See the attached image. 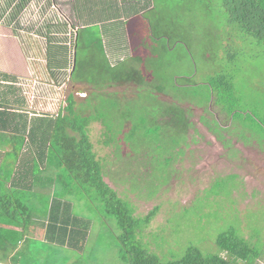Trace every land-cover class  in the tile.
<instances>
[{
	"label": "rangeland",
	"instance_id": "1",
	"mask_svg": "<svg viewBox=\"0 0 264 264\" xmlns=\"http://www.w3.org/2000/svg\"><path fill=\"white\" fill-rule=\"evenodd\" d=\"M130 1L128 23L110 15L104 23L81 28L57 0H31L6 27L23 33L28 50L33 46L41 59L46 23L80 28L67 92L81 104L82 115L109 127L104 138L112 143L107 146L102 125L88 127L109 186L134 208L136 218L157 208L149 225L138 226V244L162 262L179 260L193 247L235 264H264V167H256L253 155L244 156L231 141L225 143V158L239 162L238 167L235 161L226 167L191 150L203 110L201 123L264 157V46L229 22L222 0ZM35 27L39 38L33 40ZM145 51V60H139ZM218 75L229 80L231 97L214 93L211 81ZM198 153L210 167L196 162ZM51 173L62 180L55 183L54 194L41 192L28 202L35 220L43 219L48 198L63 194L72 213L90 221V233L82 252L36 241L35 259L27 264H128L116 219L94 192L63 168L53 167ZM229 230L256 257L242 261L220 249L217 239Z\"/></svg>",
	"mask_w": 264,
	"mask_h": 264
},
{
	"label": "trees",
	"instance_id": "2",
	"mask_svg": "<svg viewBox=\"0 0 264 264\" xmlns=\"http://www.w3.org/2000/svg\"><path fill=\"white\" fill-rule=\"evenodd\" d=\"M30 1L4 0L3 5H0V21L2 22L3 17L8 15L9 17H6L4 23L11 25L17 14ZM115 1L108 0L107 3L110 6L108 12L111 16H114L112 14L114 7L112 6L117 3ZM222 6L231 24H235L245 37H251L257 44L264 46V0H222ZM131 12L128 13L125 23H128L132 17ZM51 22L46 23L42 28L45 30L44 36L46 38L44 43V71L49 78L55 81L64 80L69 83L75 62L80 28L73 27L74 32H70V30H66L63 23ZM127 31L128 37L131 38L133 32L130 28H127ZM12 32L18 38L24 55L27 57L30 46L28 47L26 43V37L17 35L14 28ZM143 54L144 57L143 55L137 57L141 61L145 60L147 52L145 51ZM211 82V87H213L214 93L216 92L217 98L232 96L231 85L224 75L215 76ZM126 83L129 82L124 81L122 85ZM80 108L81 104L76 105L73 96L69 94L56 117L42 116L33 117L31 120L23 119L22 131L27 137L28 143L32 145V151L39 164L37 170L26 171L24 158L22 160L24 165L22 175L27 173L32 177L40 175V168L44 166V162L49 160L55 169L63 168L69 177L81 187L93 191V198L101 201L106 213L116 219L120 230L117 240L120 244L122 258L128 264H235L218 255L205 256L200 250L193 247L189 248L179 260L162 262L156 255L149 253L137 243L138 226L140 224L149 225L156 215L157 208H153L147 214L136 218L138 216L135 215L134 208L128 206L118 193L109 186L103 173V161L96 155L88 128L92 122H98L104 128V138L109 127L103 125L97 118L94 119L86 114L82 115L83 112H80ZM220 109L224 111L223 108L220 107ZM224 112L230 114L232 110L225 109ZM111 143L110 138L102 140V144L106 146L111 145ZM58 180H62L60 175L54 177L55 183ZM0 203V261L9 260L12 264H20L19 254L16 252L14 255L13 253L25 240L27 226L34 219L33 211L25 200L15 198L10 192L0 195ZM4 226H13L20 230L8 229ZM89 226L90 221L88 219L72 213L71 204L64 200L63 194L53 196L46 216L47 241L66 246L76 252H82L87 241ZM216 245L242 261H247L252 256L256 257V253L243 239L237 237L233 230L221 234Z\"/></svg>",
	"mask_w": 264,
	"mask_h": 264
},
{
	"label": "crops",
	"instance_id": "3",
	"mask_svg": "<svg viewBox=\"0 0 264 264\" xmlns=\"http://www.w3.org/2000/svg\"><path fill=\"white\" fill-rule=\"evenodd\" d=\"M57 1L62 6L68 7L74 22L80 24L81 28L85 27L84 24H101L110 18L108 0H92L90 3H86V0ZM115 2L117 3L112 6L114 7V16L112 17H117L118 20L125 23L133 5L130 0H116ZM78 3L79 6L77 7ZM119 8H122L123 11L119 12ZM92 17L96 20H92ZM7 27L5 23L2 24L0 21V195L10 192L15 198L25 200L28 204L31 199L35 198V195L37 196L41 192L54 194L55 176L51 173L54 166L47 160L44 162V166L40 168V175L34 177L28 173L22 175L24 169L22 160L24 158L26 171L32 172L33 169L37 170L38 168V159L32 151V145L24 136L21 126L24 118L31 120L37 116H30L26 112L22 88L18 85V81L29 74L28 64L18 38ZM117 94L125 93L118 91ZM52 198V196L48 198L47 204L44 205L43 219H33L32 223L27 226L25 240L13 253L14 255L16 252L19 254L20 264L31 263L32 259H35L36 246L34 242L36 241L40 244L51 243L61 248H67L46 240V216ZM4 228L20 230L13 226H4ZM89 233L90 226L88 236ZM8 261H0V264H12Z\"/></svg>",
	"mask_w": 264,
	"mask_h": 264
},
{
	"label": "built area",
	"instance_id": "4",
	"mask_svg": "<svg viewBox=\"0 0 264 264\" xmlns=\"http://www.w3.org/2000/svg\"><path fill=\"white\" fill-rule=\"evenodd\" d=\"M71 31L74 32L73 29H70ZM33 32L30 33L31 38L33 40L39 38L36 27ZM20 35L24 37L23 33ZM43 39L45 43L46 38L43 37ZM68 45L70 46V44ZM28 53L26 60L29 76L18 81V85L22 88L26 112L30 116L56 117L65 104L68 82L64 80L55 81L46 75L44 71L45 60L36 58L33 46Z\"/></svg>",
	"mask_w": 264,
	"mask_h": 264
},
{
	"label": "flooded vegetation",
	"instance_id": "5",
	"mask_svg": "<svg viewBox=\"0 0 264 264\" xmlns=\"http://www.w3.org/2000/svg\"><path fill=\"white\" fill-rule=\"evenodd\" d=\"M71 94L73 96V93L70 91H66V98L67 95ZM84 95H82L81 97L86 98V94L83 93ZM74 97V96H73ZM201 119L204 116V112L203 110L201 111ZM200 117L198 118V122L200 127L196 128V131L194 130L193 132L195 133L196 136V142L195 144L192 145V149L194 152H200L205 154V156H208L210 158V160L212 162H224V165L228 166H232L233 162L232 161L233 158H228L225 155L226 153H228L229 148L226 147L225 143L227 141H231L232 145L235 146L237 148V150L240 153H243L244 156L246 157H253V159H256V167H264V157L260 156L259 153L253 150L252 146H248L246 147L243 143L239 142V140L235 139L234 137H232V135H230L229 133H226L224 131H219V133H214L213 130L209 127V126H205L203 123H201V119ZM208 118V117H206ZM207 121V119H205ZM221 127V126H220ZM222 128H226V127H222ZM230 138V139H229ZM229 139V140H228ZM190 147L188 146L186 150H189ZM254 151V152H253ZM249 155V156H248ZM251 155V156H250ZM196 157V162H198V164H200V162L203 163V165L209 166L207 163H204V158L201 154H197L195 155ZM185 158V157H184ZM259 160H258V159ZM237 166V164L239 162L235 161L234 162ZM198 166V165H197ZM210 167V166H209ZM238 167V166H237ZM239 172L241 173V168L239 167ZM256 168H254L255 170ZM242 174V173H241Z\"/></svg>",
	"mask_w": 264,
	"mask_h": 264
}]
</instances>
